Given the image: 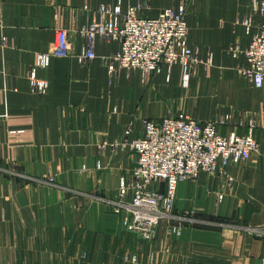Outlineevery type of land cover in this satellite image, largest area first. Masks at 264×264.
Here are the masks:
<instances>
[{
    "label": "crops",
    "instance_id": "obj_1",
    "mask_svg": "<svg viewBox=\"0 0 264 264\" xmlns=\"http://www.w3.org/2000/svg\"><path fill=\"white\" fill-rule=\"evenodd\" d=\"M139 3L146 17L186 5V46L203 60L187 86L181 65L148 84L139 71L111 75L101 57L118 44L102 41L89 64L52 57L38 68L57 30L81 54L78 31L101 6ZM262 23L253 0H0V264H264V89L241 72ZM229 113L218 132L252 134L259 152L180 183L174 214H191L180 231L162 222L147 242L128 230L116 201L145 121Z\"/></svg>",
    "mask_w": 264,
    "mask_h": 264
},
{
    "label": "built area",
    "instance_id": "obj_2",
    "mask_svg": "<svg viewBox=\"0 0 264 264\" xmlns=\"http://www.w3.org/2000/svg\"><path fill=\"white\" fill-rule=\"evenodd\" d=\"M144 10L142 3L126 12L118 5L101 6L97 10L98 21L78 31L84 39L81 54L77 53L69 33L57 30L51 50L38 55V68H48L52 57H73L89 64L97 57V42L102 41L118 44L114 53L101 57L111 75L123 70L139 71L143 83L148 84L163 65H181L185 68L187 86L192 71L203 60L186 46V5L166 8L155 17L144 16ZM259 14H264V4L253 0V15ZM251 23V20L243 22L246 26ZM245 55L249 68L241 72L257 88L264 89V23L257 27ZM36 84L40 89L46 88L43 82ZM230 117L231 113L198 122L187 114H169L161 121H145L142 137L130 144L137 156L132 180H122L116 202L118 209L125 211L128 230L147 242L155 239L162 222L177 223L176 229L180 231L191 214H174L178 185L197 178L200 172L221 174L228 163L247 161L259 152V144L252 134L226 138L218 132L217 127L227 124Z\"/></svg>",
    "mask_w": 264,
    "mask_h": 264
},
{
    "label": "rangeland",
    "instance_id": "obj_3",
    "mask_svg": "<svg viewBox=\"0 0 264 264\" xmlns=\"http://www.w3.org/2000/svg\"><path fill=\"white\" fill-rule=\"evenodd\" d=\"M116 202H118V201H116Z\"/></svg>",
    "mask_w": 264,
    "mask_h": 264
}]
</instances>
